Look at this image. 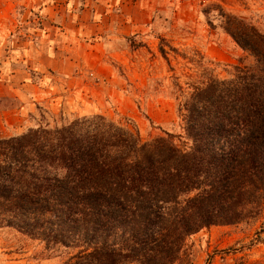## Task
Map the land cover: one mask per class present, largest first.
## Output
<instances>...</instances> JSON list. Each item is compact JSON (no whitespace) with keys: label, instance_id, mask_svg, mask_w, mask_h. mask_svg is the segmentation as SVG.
Instances as JSON below:
<instances>
[{"label":"trees","instance_id":"obj_1","mask_svg":"<svg viewBox=\"0 0 264 264\" xmlns=\"http://www.w3.org/2000/svg\"><path fill=\"white\" fill-rule=\"evenodd\" d=\"M225 26L248 61L180 104L187 141L100 114L0 138V227L66 251L63 264H187L203 229L264 218V32Z\"/></svg>","mask_w":264,"mask_h":264},{"label":"rangeland","instance_id":"obj_2","mask_svg":"<svg viewBox=\"0 0 264 264\" xmlns=\"http://www.w3.org/2000/svg\"><path fill=\"white\" fill-rule=\"evenodd\" d=\"M229 15L264 32V0H0V138L100 114L143 140L187 141L180 104L248 61L226 30ZM263 227L264 218L203 229L187 264H258L264 240L253 242ZM68 257L0 227V264Z\"/></svg>","mask_w":264,"mask_h":264}]
</instances>
